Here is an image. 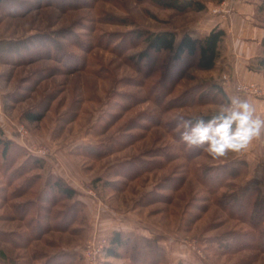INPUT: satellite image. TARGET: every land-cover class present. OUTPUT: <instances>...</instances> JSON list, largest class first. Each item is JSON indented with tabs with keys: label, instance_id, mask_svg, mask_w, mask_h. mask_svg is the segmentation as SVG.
<instances>
[{
	"label": "rangeland",
	"instance_id": "374dc122",
	"mask_svg": "<svg viewBox=\"0 0 264 264\" xmlns=\"http://www.w3.org/2000/svg\"><path fill=\"white\" fill-rule=\"evenodd\" d=\"M168 1L8 0L0 8V48L15 52L0 53V128L28 156L44 161L42 169L18 177L21 172L17 170L28 158L15 151L7 162L0 156V193L8 197L0 200V230L28 232L20 221L1 218L11 212L12 204L32 203L51 174L86 201L82 234L51 231L28 249L0 244L11 259L30 260L38 254L39 264L62 248L82 253L94 235L108 240L112 234L101 231L104 214L112 217L120 231L164 236L166 264H264V253L256 249L233 252L219 244L229 233L249 231L222 206L210 204L199 220L182 222L186 213L197 212V200L209 193L192 176L185 156L189 149L181 142L174 120L177 111L187 116L213 114L220 96L213 89L216 83L224 95H238L232 83L251 86L252 92L239 95L264 116V84L259 78L263 73L255 63L263 55L262 47L250 60L241 57L233 53V39L226 33L211 71L199 69L189 58L173 62L170 53L144 59L146 45L137 38L142 31L173 32L177 43L184 35L204 38L214 28L229 25V18L225 21L221 14L212 13L214 8L224 4L228 15L233 13L226 3L231 0H199L206 5L204 11L183 14L161 5ZM252 1L256 9L253 23L264 28V15L257 12L264 0ZM43 40L61 52V57L41 52L37 42ZM26 112L44 116L29 123L23 120ZM17 125L24 127V138L18 136ZM237 158L247 161L246 170L228 183L231 188L217 194L230 192L251 178L264 185V135L246 151L227 158L213 160L205 152L196 157L197 164L208 166ZM184 169L187 178L178 185L187 172ZM36 176L40 180L34 192L12 198ZM167 196L171 197L168 201ZM26 222L33 226L35 219L29 216ZM108 262L127 264L114 259ZM79 264L86 262L82 258Z\"/></svg>",
	"mask_w": 264,
	"mask_h": 264
},
{
	"label": "trees",
	"instance_id": "16d2710c",
	"mask_svg": "<svg viewBox=\"0 0 264 264\" xmlns=\"http://www.w3.org/2000/svg\"><path fill=\"white\" fill-rule=\"evenodd\" d=\"M7 3L8 0H0V8H3ZM161 5L165 9H173L180 14L202 12L206 9V5L199 0H169L168 2H162ZM257 12L264 15V1L258 5ZM225 36V30L216 27L204 38H193L190 35H184L178 43L175 34L170 31H142L141 34L137 35V38L146 45L143 54L144 59H148L151 54L170 53L173 62L180 63L189 58L195 60L199 69L211 71L215 68L219 59V46ZM37 47L46 56L61 57L59 55L61 52L53 49L52 46L49 47V43L47 44L45 40L37 42ZM261 47L263 55L257 57L255 63L257 69L264 75V37L261 41ZM4 50V48H0V53H3ZM4 53L15 55V52L6 51ZM213 85V89L217 94L224 95L221 85L219 86L217 83ZM211 115L202 116L207 118ZM43 116L44 113L41 112H26L23 114V120L35 123L40 121ZM185 149H189L185 156L194 171L192 176L204 186L209 193V197L197 200L199 203L196 204L195 208L197 212L186 213L188 216L183 218L182 222L192 224L202 217L208 205L217 204L223 207L230 218L236 219L249 227V231L244 233L227 234L225 238L219 240V244H223L228 251L239 252L253 248L264 253V185L262 180L251 178L240 187L219 195L217 194L219 190L231 188L232 185L228 183L243 175L248 166L247 161L237 158L217 166L197 164L196 157L201 155L202 150L200 148H188L187 145ZM13 151L16 155L20 154L28 158L17 170L21 173L14 172V174L18 173V177H22L21 175L29 170H40L44 167V161L28 156L14 140L6 137L4 131L0 128V156L3 161L7 162ZM187 175L188 171L180 176L178 185L187 178ZM39 180V176L27 180V186L25 184L20 186L12 198L17 199L23 197L29 191L34 192V186L38 184ZM35 195L32 203L12 204L11 212L1 218L20 221L25 225L28 232L22 235L18 232L9 234L0 230V244L7 243L16 249H28L33 241H42L45 235L51 231L73 235L82 234L86 222L85 204L80 200V193L75 188L59 176L51 174L46 180L45 186L40 187ZM167 197V201L170 200L171 197ZM6 199L8 197L0 193V200L5 201ZM64 202H69V205L65 206ZM233 209H236V211ZM29 216L35 219L33 226L32 224L27 225L29 222H26V220ZM163 241H165V237L159 234L148 237L137 234L135 231L115 230L108 238V246L105 252L112 259L125 261L127 264H166V250L162 245ZM21 259L20 257L16 260L11 259L5 254L4 249L0 248V264H35L36 262L38 264L40 256L32 254L30 260L27 257ZM81 259L82 253L79 250L62 248L61 251L48 256L45 262L39 264H79ZM106 264L115 263L106 262ZM177 264L192 263L180 261Z\"/></svg>",
	"mask_w": 264,
	"mask_h": 264
},
{
	"label": "clouds",
	"instance_id": "9594fccd",
	"mask_svg": "<svg viewBox=\"0 0 264 264\" xmlns=\"http://www.w3.org/2000/svg\"><path fill=\"white\" fill-rule=\"evenodd\" d=\"M217 100L216 111L210 117L187 116L183 111H177L174 117L181 142L188 148H200L213 160L242 153L264 135V116L257 114L249 99L222 95ZM111 259L106 252L101 255L102 264Z\"/></svg>",
	"mask_w": 264,
	"mask_h": 264
},
{
	"label": "crops",
	"instance_id": "0c3cea01",
	"mask_svg": "<svg viewBox=\"0 0 264 264\" xmlns=\"http://www.w3.org/2000/svg\"><path fill=\"white\" fill-rule=\"evenodd\" d=\"M232 9L233 13L229 16L230 22L227 28H222L231 37L233 47V53L241 55V57H247L252 59L257 56V48L261 45V41L264 37V28L257 26L253 23V16L256 12L254 2L252 0H231L226 2ZM221 20V19H220ZM222 22V21H221ZM261 74V83L264 84V77ZM258 76V75H257ZM255 77L247 76V79L254 80ZM2 111L0 103V119L2 120ZM0 120V121H1ZM5 131V130H4ZM85 198H83L84 201ZM86 204V201H84ZM112 217L102 214L101 231L104 235L119 230L112 223ZM118 224L119 223H115Z\"/></svg>",
	"mask_w": 264,
	"mask_h": 264
},
{
	"label": "built area",
	"instance_id": "2783aa9c",
	"mask_svg": "<svg viewBox=\"0 0 264 264\" xmlns=\"http://www.w3.org/2000/svg\"><path fill=\"white\" fill-rule=\"evenodd\" d=\"M222 4L220 7L214 8L212 10L213 14H221L224 20L226 21L229 18V13L225 9L226 6ZM225 79H228L227 76L224 77ZM251 86H243L240 84H231V89L233 92L236 94H241V93H247V92H252L253 89H251ZM16 131L18 133V136L21 138H24L27 133L22 125H17L16 126ZM34 153V152H33ZM37 154V152H36ZM108 246V240L100 237H96L94 235L91 237L85 246V248L82 250V258L86 262V264H100L101 262V255L105 252L106 248Z\"/></svg>",
	"mask_w": 264,
	"mask_h": 264
}]
</instances>
